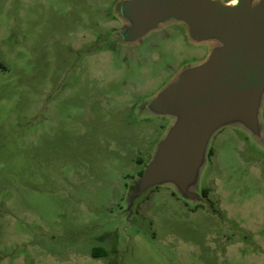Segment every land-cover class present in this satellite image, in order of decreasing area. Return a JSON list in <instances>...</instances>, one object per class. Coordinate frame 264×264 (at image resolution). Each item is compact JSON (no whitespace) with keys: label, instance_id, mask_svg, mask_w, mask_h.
Instances as JSON below:
<instances>
[{"label":"rangeland","instance_id":"374dc122","mask_svg":"<svg viewBox=\"0 0 264 264\" xmlns=\"http://www.w3.org/2000/svg\"><path fill=\"white\" fill-rule=\"evenodd\" d=\"M112 4L0 0V264H264V145L240 126L209 143L203 205L161 186L124 212L172 123L142 104L211 45L122 44Z\"/></svg>","mask_w":264,"mask_h":264},{"label":"water","instance_id":"95a60500","mask_svg":"<svg viewBox=\"0 0 264 264\" xmlns=\"http://www.w3.org/2000/svg\"><path fill=\"white\" fill-rule=\"evenodd\" d=\"M123 20L115 34L131 45L150 31L176 21L194 43H209L205 60L183 68L142 111L172 119L151 160L128 189L127 215L148 191L172 187L192 202L212 137L227 126H240L261 145L264 131V0H123Z\"/></svg>","mask_w":264,"mask_h":264},{"label":"flooded vegetation","instance_id":"af4514ba","mask_svg":"<svg viewBox=\"0 0 264 264\" xmlns=\"http://www.w3.org/2000/svg\"><path fill=\"white\" fill-rule=\"evenodd\" d=\"M123 0H117L115 2V4H112V0H110L111 5V11L109 13H107L104 17H108V16H112L113 14L115 15V17L121 22V24L123 23V20L118 16L117 14V5L119 4V2H121ZM224 3L230 4L233 3L236 0H221ZM257 1V0H255ZM111 34V33H110ZM107 34V32H105L104 37L107 38L109 37ZM170 35H175V36H180V37H187V32H186V26L183 23L180 22H176V21H170L167 22L161 26H159L157 29L150 31L145 37H143L140 41H143L145 39H157V37H161V38H168ZM197 44V43H196ZM154 48H148V50H153ZM170 119V118H169ZM200 197L202 198V202H199L203 205L204 202H206V198L207 196H204L203 193H199ZM188 201V200H187ZM192 202V201H190ZM197 205L199 204L198 202H195Z\"/></svg>","mask_w":264,"mask_h":264},{"label":"trees","instance_id":"16d2710c","mask_svg":"<svg viewBox=\"0 0 264 264\" xmlns=\"http://www.w3.org/2000/svg\"><path fill=\"white\" fill-rule=\"evenodd\" d=\"M0 68H4V66L2 65L1 62H0ZM207 155H211V150L210 149L207 151ZM202 193H203L204 196H207L208 192H207V190H203Z\"/></svg>","mask_w":264,"mask_h":264}]
</instances>
